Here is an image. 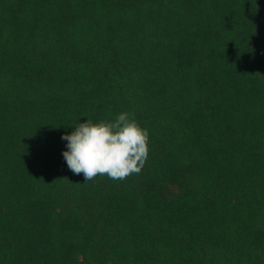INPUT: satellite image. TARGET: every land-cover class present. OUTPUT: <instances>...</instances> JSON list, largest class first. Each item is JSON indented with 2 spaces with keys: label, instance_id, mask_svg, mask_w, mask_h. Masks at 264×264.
<instances>
[{
  "label": "trees",
  "instance_id": "1",
  "mask_svg": "<svg viewBox=\"0 0 264 264\" xmlns=\"http://www.w3.org/2000/svg\"><path fill=\"white\" fill-rule=\"evenodd\" d=\"M121 112L144 167L85 182ZM0 264H264V0H0Z\"/></svg>",
  "mask_w": 264,
  "mask_h": 264
},
{
  "label": "clouds",
  "instance_id": "2",
  "mask_svg": "<svg viewBox=\"0 0 264 264\" xmlns=\"http://www.w3.org/2000/svg\"><path fill=\"white\" fill-rule=\"evenodd\" d=\"M73 128L71 133L61 136L67 141L62 155L73 174L82 173L85 182L105 174L122 181L144 167L149 133L131 113L121 112L115 119L97 124L87 118Z\"/></svg>",
  "mask_w": 264,
  "mask_h": 264
}]
</instances>
